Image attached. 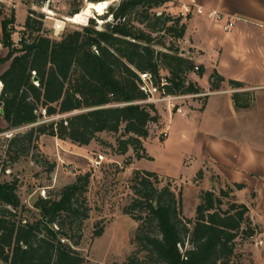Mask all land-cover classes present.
<instances>
[{
    "label": "trees",
    "instance_id": "obj_1",
    "mask_svg": "<svg viewBox=\"0 0 264 264\" xmlns=\"http://www.w3.org/2000/svg\"><path fill=\"white\" fill-rule=\"evenodd\" d=\"M98 1L103 0L94 2ZM168 2L120 0L109 7L112 20L103 29L91 19L81 29L64 31L60 38L46 34L43 15L30 8L18 44L13 39L14 11L4 17L1 43L9 52L0 58V67L7 61L10 65L0 72V116L6 122L0 133L15 130L5 142V163L18 162L45 136L87 146L102 133L120 134L113 146L116 154L126 155L132 149L135 159H151L144 139L161 115L154 104L145 102L148 96L141 89L140 74L151 73L154 84L160 85L166 71L168 94L197 95L201 89L189 74L196 66L199 77L205 72L179 46L187 31L183 17L157 13ZM79 12L77 7L72 14ZM225 81L216 71L210 76L214 90ZM228 83L236 89L244 87L238 81ZM248 94L234 93L236 107H249L241 100ZM1 170L5 174L7 164ZM90 177V173L81 175L56 196L37 199L34 206L41 214L33 221L25 215L18 180H0V260L93 264L73 247L79 244L76 225L80 228L89 217L85 193ZM202 178L199 171L196 181ZM162 179L150 171L133 172V197L124 213L139 222L134 238L138 250L124 264H234L239 242L254 241L257 234L249 206L236 200L235 192L245 185H226L218 193L201 189L197 215L187 218L181 191L177 193L171 183L159 187ZM103 231L97 230L96 236Z\"/></svg>",
    "mask_w": 264,
    "mask_h": 264
},
{
    "label": "rangeland",
    "instance_id": "obj_2",
    "mask_svg": "<svg viewBox=\"0 0 264 264\" xmlns=\"http://www.w3.org/2000/svg\"><path fill=\"white\" fill-rule=\"evenodd\" d=\"M94 1L96 0H0V10L3 12L0 18L11 16L14 11L13 29L15 33L13 39L18 44L23 34L28 10L32 8L43 15L45 33L53 38H60L64 31L81 29L90 23L91 19H94L99 29H103L105 23L112 20L111 15L107 14L109 7L118 5L120 0ZM90 2L103 3L106 6L103 13L100 14L96 9L91 8ZM181 4L180 0H169L165 6L157 9V13L165 12L173 17L182 16L183 23H187L189 19L182 15ZM77 7H80V12L73 15L72 12ZM58 20L65 23L59 31L56 29ZM167 41H171L169 36ZM179 46L183 49L186 48L183 41L179 42ZM167 74L164 71L163 77H166ZM189 78L193 81L200 79L194 72L189 74ZM208 78L209 76L205 75V79L208 80ZM203 92L205 93H202L200 97H191L180 103L186 113L194 104L198 106L204 104L207 94L204 88ZM256 96V91H251L241 99L242 102L247 101L251 107L247 116L252 118L250 123L252 129L246 140L242 136L236 142L246 148L252 156L258 157L260 154L264 155V103L260 100L256 103ZM155 106L161 113L162 120L159 124L150 125L149 136L146 139H157V148L154 151L157 156L156 161L145 158L132 168L130 159L133 161L135 159L133 150L131 149L126 155H118L113 148L120 134L102 133L98 140L92 141L83 148H78L79 145H73L70 141L59 140L60 152H56V154L50 151L49 143L43 144L40 140L39 147L32 148L30 153L22 156L18 162L5 163L6 155L3 145L8 139L3 135L0 136V168L2 169L3 165L7 164V170L5 174L0 172V180H18V194L21 203L26 207L25 215L33 221L38 219L41 214V211L34 206L37 199L46 198L49 195L56 196L65 186L73 184L79 176L90 173V182L85 193L90 208L89 217L82 221L80 228H78L79 223L76 225L75 241H79V244L73 243V247L93 264H124L127 257L138 250L134 244V238L139 222L124 213V208L133 197L130 179L136 169L178 178L170 181L163 176L159 187L171 183L177 193L181 191L183 215L187 218H195L200 186L194 183L193 179L200 168L210 167L217 173H221L222 176L226 175L230 169L239 168L236 165V167L225 169L226 167L224 168L223 165L225 163L214 160L205 147L210 136L235 141V136L232 133L225 132L227 131L225 128L222 133L217 127L214 129L215 131H212L205 125L198 126L197 123L190 122V115L184 117L179 113L170 114L166 102L157 103ZM223 110L227 114L229 113L226 102ZM192 115L195 113L193 112ZM166 116H168L167 126ZM168 126L169 137L163 140L161 134ZM74 151L81 152L82 156H75V160L67 158L68 153ZM99 154H103L106 160L102 168H95L90 161ZM185 160L187 161L184 165ZM69 164L77 167L74 173L68 171ZM204 174H207L208 179L205 182V188L202 189H215L218 193L221 188L226 187L216 175L211 176V173L203 171ZM260 175L264 177V168L260 167L257 159L254 158L252 163L241 169L240 177L246 180L251 189L256 192L257 188H262L264 185ZM236 200L239 201L237 196ZM100 228H103L104 231L101 236L97 237L95 233ZM154 234H158L156 229H154ZM239 243L241 245L237 248L238 257L234 259V264H255L251 252L254 241L248 240L246 243L243 241ZM186 247L189 245L186 244ZM137 254L141 258L143 257V253ZM0 264L5 263L0 260Z\"/></svg>",
    "mask_w": 264,
    "mask_h": 264
},
{
    "label": "crops",
    "instance_id": "obj_3",
    "mask_svg": "<svg viewBox=\"0 0 264 264\" xmlns=\"http://www.w3.org/2000/svg\"><path fill=\"white\" fill-rule=\"evenodd\" d=\"M180 1L182 3L181 5L191 4L192 2V0ZM193 1L207 11L221 12L224 15V20L217 22L208 19L205 15L197 13L190 15L187 22L186 35L183 39V44L186 46L184 49L188 57L193 59L197 65L204 67V76L199 77L200 79H197L196 82L201 89V94L205 93L203 92V88L206 90L207 94L205 95V102L202 106L194 104L193 107L187 110L186 115L182 116L186 117L190 115V122L197 123L198 126L205 125L212 131L217 127L221 130L220 132L223 133L225 128V130H227L225 132H230L235 136V141L210 136L205 147L214 160L223 161V163H225L223 164L224 168L226 167L225 169L236 167V165L239 166L238 169H230L227 171L226 175L223 176L210 167L206 169L200 168L199 171H204L205 173L209 172L211 176L213 174L216 175L223 181L224 186H233L235 183L245 185L243 189L237 190L235 195L238 197V202L245 203L249 206L250 217L257 230L254 244L251 248L252 259L255 264H264V185L262 188H257L255 192L251 189L248 182L240 177L241 169L252 163L254 158L257 159L258 165L264 168V155L260 154L258 157L252 156L246 148L239 142H236L239 140V137L242 136L244 140L247 139V135L251 133L252 129V126L250 127L252 118L247 116L251 107L238 108L233 99L235 92L249 93L251 91H256V103H258L259 100L264 103V0ZM228 20L234 22V27L229 31H225L223 26ZM1 35L2 19L0 18V58H4L8 55L9 49L3 47ZM9 65L10 61L2 64L0 72L5 71ZM214 71L226 79V81L221 84L220 88L215 90L212 89L210 82V76ZM205 75L209 76L208 80L205 79ZM229 80L241 82L244 84V87L241 88L242 90H237L228 83ZM225 102L229 108L228 114L223 110ZM240 103L242 104V102ZM193 112L195 115H192ZM167 118L168 116H166V126ZM161 120L162 115L160 122ZM0 127H6V122L1 116ZM167 128L169 130V126L166 127V129ZM41 141L43 144L46 142L49 143V149L54 154L60 152L58 138L45 136ZM156 144V138L144 139L143 146L145 152L151 157L150 160L152 161L157 160V156L154 153L157 148ZM77 147L83 148L87 146ZM80 153L79 151L68 153L67 158L75 160V156H82ZM142 159H134L131 167H135L136 163ZM186 161L187 160L184 161V165ZM154 173L161 178L165 176L172 180L178 179L174 176L162 175L157 172ZM196 176L193 179L194 183L200 186V190L205 188V182L208 179L207 174L203 175L200 182L195 181ZM260 177L264 182V177L261 175ZM259 241H262L263 244L259 245Z\"/></svg>",
    "mask_w": 264,
    "mask_h": 264
},
{
    "label": "built area",
    "instance_id": "obj_4",
    "mask_svg": "<svg viewBox=\"0 0 264 264\" xmlns=\"http://www.w3.org/2000/svg\"><path fill=\"white\" fill-rule=\"evenodd\" d=\"M182 9V15L188 16V15H192L193 13H197L200 15H205L208 19L212 20V21H217V22H221L224 20V15L219 12V11H207L204 8L198 6L193 0L191 2V4H183L181 6ZM88 24V23H87ZM234 27V22L231 20H228L227 22H225L223 29L225 31H229ZM199 72V66L195 67V73ZM141 77V89L147 94L148 98L145 102L150 103V104H154L156 105L157 103H167L168 104V109L170 111V113H179L181 115H186V111L183 110V108L181 107L180 103L185 101L188 98H195V97H199L201 94H168L165 90V87L167 85H169V81L166 77H163L161 84L160 85H155L154 84V80H153V76L151 73H141L140 74ZM2 89V83L0 82V92ZM43 115L46 114V111L43 110L42 111ZM59 118V117H57ZM46 120H50V119H46ZM15 132V130L13 131H9L7 133H0V136L5 135L8 138H10L13 133ZM169 135V130L168 128L165 129L161 136L162 138H167ZM7 147V144L5 143L3 145V149L5 150ZM106 160V157L103 154H99L96 158L91 159V163L95 168H102L104 162ZM77 170L76 166L73 165H68V171L70 173H74ZM0 172L2 173V170L0 168ZM0 173V174H1ZM259 245H262L263 242L259 241L258 242Z\"/></svg>",
    "mask_w": 264,
    "mask_h": 264
},
{
    "label": "bare ground",
    "instance_id": "obj_5",
    "mask_svg": "<svg viewBox=\"0 0 264 264\" xmlns=\"http://www.w3.org/2000/svg\"><path fill=\"white\" fill-rule=\"evenodd\" d=\"M90 7L96 9L100 14H102L106 6L103 3L90 2ZM64 25L65 23L63 21L58 20L56 23V29L59 31L64 27Z\"/></svg>",
    "mask_w": 264,
    "mask_h": 264
},
{
    "label": "water",
    "instance_id": "obj_6",
    "mask_svg": "<svg viewBox=\"0 0 264 264\" xmlns=\"http://www.w3.org/2000/svg\"><path fill=\"white\" fill-rule=\"evenodd\" d=\"M35 81H37V79H35ZM1 112H3V111H1Z\"/></svg>",
    "mask_w": 264,
    "mask_h": 264
}]
</instances>
